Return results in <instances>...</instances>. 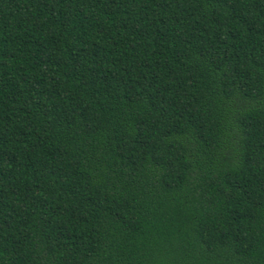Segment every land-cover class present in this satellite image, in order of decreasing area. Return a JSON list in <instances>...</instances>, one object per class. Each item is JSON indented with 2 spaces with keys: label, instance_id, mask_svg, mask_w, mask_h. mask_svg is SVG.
<instances>
[{
  "label": "trees",
  "instance_id": "16d2710c",
  "mask_svg": "<svg viewBox=\"0 0 264 264\" xmlns=\"http://www.w3.org/2000/svg\"><path fill=\"white\" fill-rule=\"evenodd\" d=\"M0 264H264V0H0Z\"/></svg>",
  "mask_w": 264,
  "mask_h": 264
}]
</instances>
